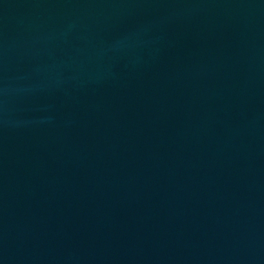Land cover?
<instances>
[{"label":"water","instance_id":"1","mask_svg":"<svg viewBox=\"0 0 264 264\" xmlns=\"http://www.w3.org/2000/svg\"><path fill=\"white\" fill-rule=\"evenodd\" d=\"M0 264H264V0H0Z\"/></svg>","mask_w":264,"mask_h":264}]
</instances>
